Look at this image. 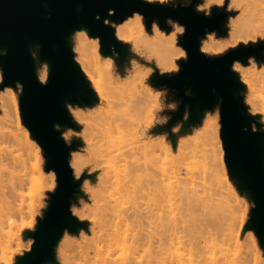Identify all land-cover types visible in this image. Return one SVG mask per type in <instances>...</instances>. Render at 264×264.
Wrapping results in <instances>:
<instances>
[{"label": "rangeland", "instance_id": "374dc122", "mask_svg": "<svg viewBox=\"0 0 264 264\" xmlns=\"http://www.w3.org/2000/svg\"><path fill=\"white\" fill-rule=\"evenodd\" d=\"M147 1L176 6L178 3L188 5L192 0ZM260 3L261 7L255 8V14L250 15L245 11V8H249L248 0H197L195 9L199 13L206 16H211L215 11L227 13L220 29L207 31L200 38V50L209 57H216L240 46L264 43V0ZM137 16L142 17L148 35H152L153 26L156 25L172 41V51L166 61L168 64L159 61L147 50L137 53L133 42L119 39L124 46L123 54L120 55L114 48L106 52L99 37L88 32V41L98 43L100 57L99 62H96L90 52L84 50L79 33H71L67 38L76 63L79 65L80 60L83 66L82 69L79 65L94 97L89 104L67 101L65 106L74 126H56L68 145L76 142L69 161L74 179L79 182L71 205L72 215L79 223L63 230L55 242L51 256L42 264H92L91 255H84L82 248L89 242L91 221L104 200V190L99 170L95 171L94 155L85 135L86 126L91 117L107 110V100L111 104L112 100L124 97L126 93L122 88L134 78L141 87L149 89L153 100H156L157 119L149 129L150 140L156 145L155 213H166L172 203L168 199L170 190L177 182L185 180V183L194 186L199 193L205 191L212 194V200H208L204 208L197 211V214H201V223L210 229L214 237L207 249L210 257L207 264H230L239 260H245L247 264H264V240L253 220V209L256 205L252 190L243 183L238 174L230 171L227 163L221 137L220 103L194 108L186 104L181 115L176 118L182 98L177 97L175 90L159 85L154 80L156 75L177 73L181 69V62L188 59L180 44L184 25L168 19L167 30L162 29L155 20L150 28H146L144 16L139 13H134L120 22L111 21L108 17V25L114 29ZM206 41L212 44L209 49L203 47ZM32 50L38 79L46 83L50 73L49 64L40 58L37 46ZM231 71L242 84V89L236 93L242 96L246 114L253 116L257 123H253V129L264 132V84L261 82L264 76V51L261 52V57L254 55L245 62H234ZM243 72L249 74L247 82L244 81ZM2 75L0 66V92L8 87H1ZM94 81L100 85L107 98L102 103L94 88ZM12 88L18 92L20 98L22 86L16 85ZM186 92L191 95L189 89ZM250 97L255 109L249 102ZM208 124L213 127L211 139L205 136ZM13 134L17 137L20 135V138L15 137V140ZM25 134L35 143L36 148L26 139L27 143L20 142ZM163 147L172 151V159L161 152ZM76 161L79 166L74 164ZM48 162L45 152L22 121L19 99L16 112H6L0 104V264H24L30 257L28 254L34 244L35 232L48 210L51 195L57 186L55 172L48 168ZM231 226L235 227L239 236L238 249L233 247L229 239ZM167 259L165 254L156 255L154 264H163Z\"/></svg>", "mask_w": 264, "mask_h": 264}, {"label": "water", "instance_id": "95a60500", "mask_svg": "<svg viewBox=\"0 0 264 264\" xmlns=\"http://www.w3.org/2000/svg\"><path fill=\"white\" fill-rule=\"evenodd\" d=\"M197 0L188 5H166L147 0H0V66L2 85L22 86L19 106L22 121L45 152L48 168L56 175L57 186L48 210L34 235L30 256L24 264H42L51 256L56 240L66 228L78 224L71 205L79 182L74 179L70 153L76 142L68 145L57 125L74 126L67 101L89 104L94 95L83 71L76 63L67 38L81 26L98 36L104 51L114 48L123 54L124 46L111 25L104 20L122 21L134 13L144 16L146 28L155 20L169 29L172 19L184 25L180 41L188 55L181 69L172 75H156L154 80L176 91L182 98L179 113L185 105L210 107L220 103L221 137L230 171L240 176L253 193L255 226L264 240V132L253 129V116L246 114L242 96L236 92L242 84L231 71L236 61L250 56L261 57L264 43L240 46L223 55L209 57L200 50V38L207 31L220 29L227 18L224 11L211 16L195 9ZM50 67L48 81L42 83L36 74L33 47ZM191 95L187 94V90ZM257 124V123H256Z\"/></svg>", "mask_w": 264, "mask_h": 264}, {"label": "bare ground", "instance_id": "6f19581e", "mask_svg": "<svg viewBox=\"0 0 264 264\" xmlns=\"http://www.w3.org/2000/svg\"><path fill=\"white\" fill-rule=\"evenodd\" d=\"M261 1L248 0L249 8L245 11L255 14L261 7ZM108 22L107 17L104 23ZM114 29L116 38L133 42L137 53L147 50L164 63L171 54L172 41L156 25L152 35H148L141 16ZM88 32V27L84 25L72 31L80 34L84 50L99 62L98 43L88 41ZM211 46L208 41L203 45L205 49ZM243 73L247 82L249 74ZM261 82L264 84V76ZM16 85L21 86L19 82ZM93 85L102 103L107 98L97 82L94 81ZM140 87L134 78L124 86L125 89L122 88L126 93L124 97L112 100L111 104L107 100V110L91 117L87 123L85 135L94 155L95 171L99 170L101 176L104 200L97 214L93 215L90 239L82 248L83 254L91 255L92 264H154L156 255L164 254L168 259L163 264H207L210 258L207 249L214 237L210 229L201 223V214L197 211L212 200V194L205 191L199 193L194 186L182 180L169 192L168 199L172 203L166 213L157 214L154 211L156 145L150 140L149 129L157 119L156 100H153L149 89ZM18 99L19 94L12 86L0 92V104L6 112L17 111ZM249 102L255 109L251 97ZM212 133L213 127L208 124L205 136L211 139ZM15 135L14 138H20V135ZM25 137L20 142L28 141L36 148L27 134ZM161 152L172 159V151L166 147ZM74 164L80 165L78 161ZM229 239L238 249L239 236L234 226L230 228ZM230 264L247 262L239 260Z\"/></svg>", "mask_w": 264, "mask_h": 264}, {"label": "clouds", "instance_id": "9594fccd", "mask_svg": "<svg viewBox=\"0 0 264 264\" xmlns=\"http://www.w3.org/2000/svg\"><path fill=\"white\" fill-rule=\"evenodd\" d=\"M29 227H31V225H29Z\"/></svg>", "mask_w": 264, "mask_h": 264}]
</instances>
